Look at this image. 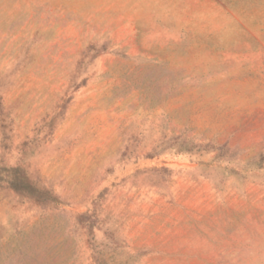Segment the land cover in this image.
Returning <instances> with one entry per match:
<instances>
[{
  "label": "rangeland",
  "instance_id": "1",
  "mask_svg": "<svg viewBox=\"0 0 264 264\" xmlns=\"http://www.w3.org/2000/svg\"><path fill=\"white\" fill-rule=\"evenodd\" d=\"M0 167V264H264V0H0Z\"/></svg>",
  "mask_w": 264,
  "mask_h": 264
},
{
  "label": "trees",
  "instance_id": "2",
  "mask_svg": "<svg viewBox=\"0 0 264 264\" xmlns=\"http://www.w3.org/2000/svg\"><path fill=\"white\" fill-rule=\"evenodd\" d=\"M2 167H0V170ZM9 170V187L18 195L39 204H58L59 198L49 189L38 186L21 166H12Z\"/></svg>",
  "mask_w": 264,
  "mask_h": 264
}]
</instances>
